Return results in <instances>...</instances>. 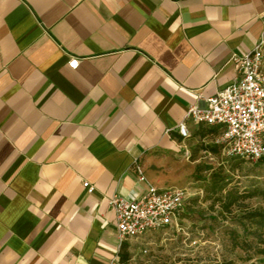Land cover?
Instances as JSON below:
<instances>
[{
  "label": "crops",
  "instance_id": "obj_1",
  "mask_svg": "<svg viewBox=\"0 0 264 264\" xmlns=\"http://www.w3.org/2000/svg\"><path fill=\"white\" fill-rule=\"evenodd\" d=\"M260 40L264 0H0V264L137 253L149 234L122 242L108 199L185 185L222 148L178 124Z\"/></svg>",
  "mask_w": 264,
  "mask_h": 264
},
{
  "label": "built area",
  "instance_id": "obj_2",
  "mask_svg": "<svg viewBox=\"0 0 264 264\" xmlns=\"http://www.w3.org/2000/svg\"><path fill=\"white\" fill-rule=\"evenodd\" d=\"M264 40L243 55L233 54L231 60L238 77L216 94L204 99V105L192 104L178 124L182 138L189 137L187 121L218 126L219 142L228 154L256 161L264 156ZM72 57L68 65L78 66ZM139 173L140 169L137 168ZM143 179V176H140ZM92 191V186L83 181ZM185 191L176 187L157 188L150 185L145 194L135 197L113 195L108 199L115 214L118 236L122 242L140 241L154 231L177 226L185 209ZM142 253L147 250L141 249ZM107 264H141L138 253L123 261L113 256Z\"/></svg>",
  "mask_w": 264,
  "mask_h": 264
},
{
  "label": "rangeland",
  "instance_id": "obj_3",
  "mask_svg": "<svg viewBox=\"0 0 264 264\" xmlns=\"http://www.w3.org/2000/svg\"><path fill=\"white\" fill-rule=\"evenodd\" d=\"M209 150L211 153L186 175L185 185L173 186L185 191L187 215L180 216L177 226L149 233L148 243L135 244L147 250L137 251L141 264H264V255L233 248L229 237L230 231L236 230L239 240H252V247L256 246L252 237L241 231L237 216L243 210L264 209V165L228 154L223 145ZM217 180L226 183V188L256 195L239 199L230 212H224L213 201L224 192H211V183ZM262 234L264 237V229Z\"/></svg>",
  "mask_w": 264,
  "mask_h": 264
},
{
  "label": "trees",
  "instance_id": "obj_4",
  "mask_svg": "<svg viewBox=\"0 0 264 264\" xmlns=\"http://www.w3.org/2000/svg\"><path fill=\"white\" fill-rule=\"evenodd\" d=\"M255 162H258L260 164L264 165V156L260 159L256 160ZM211 192L213 194L215 193H223L220 196H217V198H213V201H216L220 204L222 210L224 212H230L231 207L239 201V199H244L250 196L256 195V192H253L252 194L245 195L243 193H239L237 191H234L232 188H226V183L213 181L211 183ZM263 195L264 193L261 192ZM189 203V201H186V205ZM185 205V208H186ZM187 213L185 212V209L181 213L180 216H186ZM237 222L238 225L241 227V231L244 233L245 236L250 235L255 241L256 246L252 247V240H248L246 238H243L242 240L238 239V234L236 230L230 231V241L231 246L233 248L239 247L244 252H249L251 249H253V254L255 255H264V237L262 234V229H264V209H250V210H243L239 216H237ZM124 247V245H123ZM120 259L125 261L128 258V254L125 251H120Z\"/></svg>",
  "mask_w": 264,
  "mask_h": 264
}]
</instances>
